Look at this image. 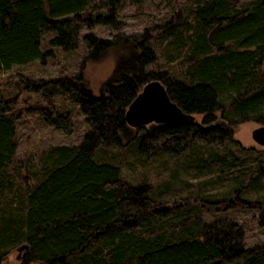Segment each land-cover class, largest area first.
Returning <instances> with one entry per match:
<instances>
[{"label":"trees","instance_id":"trees-1","mask_svg":"<svg viewBox=\"0 0 264 264\" xmlns=\"http://www.w3.org/2000/svg\"><path fill=\"white\" fill-rule=\"evenodd\" d=\"M99 2L104 12L96 11L98 0H0V73L46 62L56 48L76 49L84 28L117 27L119 0ZM167 33V58L181 59L180 75L148 68L157 56L147 33L87 32L78 74H18L12 91L0 90V263L27 243L25 264H264V241L247 247L239 222L201 221L206 212L236 207L264 213V201L248 196L264 192V155H253L234 135L239 123L264 124V0H196L191 18ZM110 50L114 67L95 93L87 62ZM153 79L201 119L129 125L128 105ZM26 92L39 103L25 112L71 134L72 113L54 103L66 98L79 105L89 129L81 142L44 152L33 182L21 186L13 164ZM112 146L132 155L130 170L158 160L172 180L182 172L210 179L184 180L178 188L165 183L155 193L146 180L123 178L121 163L108 154Z\"/></svg>","mask_w":264,"mask_h":264},{"label":"rangeland","instance_id":"rangeland-1","mask_svg":"<svg viewBox=\"0 0 264 264\" xmlns=\"http://www.w3.org/2000/svg\"><path fill=\"white\" fill-rule=\"evenodd\" d=\"M98 0L96 11L104 12L105 5ZM196 0H119L118 5V26L97 24L92 28H84L80 37L79 46L72 50L55 49V56L48 58L46 62L41 59H35L25 64H16L10 70L0 73V90L4 93L12 91L17 82L18 74H25L31 78H52L60 74L76 75L81 70L85 56L88 54V48L83 40V34L87 32L94 33L100 37L114 38L116 34L139 36L147 33L149 43L155 48L156 62L150 65L149 69L167 70L180 75L182 70L181 59L171 61L167 58L166 49L169 38L168 31L172 26L191 18V11ZM95 10V8L93 9ZM95 11V12H96ZM170 26V28H169ZM48 35H46V38ZM45 43L42 45L44 49ZM117 54L110 50L99 60L87 62L85 77L90 81V86L95 93L99 91L100 82L106 78L114 67ZM6 90V91H5ZM26 97V104L21 105L23 110L22 117L18 121V141L17 152L18 162L14 163L18 171L17 180L19 185L24 186L25 182L32 183V171L39 166L40 158L50 147L59 144H77L81 142L89 125L85 121L79 105L66 98H57L54 102L60 111H70L75 120V130L71 134H66L51 125L46 124L37 115L25 112L30 104L39 103L36 94L31 92L23 93ZM198 120L201 119L197 115ZM264 125L257 121H246L239 123L235 127V138H237L246 148H252L251 153L264 155V145L259 144L252 137L254 128ZM102 154V155H101ZM109 155H113L116 161L122 165V176L131 183H139L146 180L153 185L156 193L165 183L172 188H178L184 180L196 182L198 180L210 179V177H195L191 174L180 173L179 178L172 180L170 170H162L158 160H154L150 166H138L134 170L126 165L132 155L124 148L112 146ZM105 156V153H97V157ZM12 166V168H14ZM11 168V169H12ZM17 182V181H16ZM18 185V182L16 183ZM221 188H218V190ZM215 191L216 189H211ZM251 198H261L264 201V192L259 196L255 193H249ZM226 220L237 221L242 225L244 231V240L247 247L259 244L264 241V213L260 208H230L226 211L206 212L202 215V222ZM26 250L12 249L5 260L0 264H25ZM27 264H39V262H28Z\"/></svg>","mask_w":264,"mask_h":264},{"label":"water","instance_id":"water-1","mask_svg":"<svg viewBox=\"0 0 264 264\" xmlns=\"http://www.w3.org/2000/svg\"><path fill=\"white\" fill-rule=\"evenodd\" d=\"M125 118L129 125L137 127L150 123L177 125L193 121L196 115L184 111L169 95L165 84L159 79L145 83L127 107ZM252 137L264 145V125L253 129ZM23 243L19 250L27 247Z\"/></svg>","mask_w":264,"mask_h":264}]
</instances>
